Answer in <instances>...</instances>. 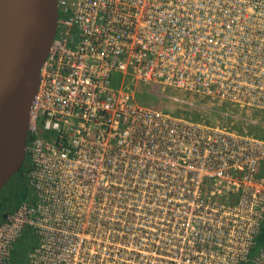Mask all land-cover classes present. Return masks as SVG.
<instances>
[{
	"label": "built area",
	"instance_id": "1",
	"mask_svg": "<svg viewBox=\"0 0 264 264\" xmlns=\"http://www.w3.org/2000/svg\"><path fill=\"white\" fill-rule=\"evenodd\" d=\"M57 8L29 115L30 196L0 221V264L26 228L24 264H264V246L250 257L264 137L141 106L131 89L264 115V0Z\"/></svg>",
	"mask_w": 264,
	"mask_h": 264
},
{
	"label": "water",
	"instance_id": "2",
	"mask_svg": "<svg viewBox=\"0 0 264 264\" xmlns=\"http://www.w3.org/2000/svg\"><path fill=\"white\" fill-rule=\"evenodd\" d=\"M57 19V0H0V189L24 164L30 109Z\"/></svg>",
	"mask_w": 264,
	"mask_h": 264
},
{
	"label": "rangeland",
	"instance_id": "3",
	"mask_svg": "<svg viewBox=\"0 0 264 264\" xmlns=\"http://www.w3.org/2000/svg\"><path fill=\"white\" fill-rule=\"evenodd\" d=\"M131 89L134 92L136 102L141 106L169 112L188 120L203 121L210 124L220 123L237 133L264 137L263 114L245 113L238 110L236 112L234 107L229 108L227 104L218 103L209 98L189 96L181 91L158 86L138 84L135 87L131 85ZM251 119L255 120L254 124L249 122ZM11 182L14 201L20 203L28 200L31 189L26 182V175L23 170H20ZM8 192L9 189L7 188L2 191L4 195H8Z\"/></svg>",
	"mask_w": 264,
	"mask_h": 264
},
{
	"label": "trees",
	"instance_id": "4",
	"mask_svg": "<svg viewBox=\"0 0 264 264\" xmlns=\"http://www.w3.org/2000/svg\"><path fill=\"white\" fill-rule=\"evenodd\" d=\"M22 170L24 173L26 172L25 167ZM15 176L16 175H14L13 177ZM13 177L10 179L11 181ZM8 187L9 185L7 187H4L3 190H5V188L8 189ZM36 244H37V240L32 230L26 228L22 233L21 237L17 239L13 244L12 250L10 252V264H24L27 258V254L36 246ZM263 246H264V222L262 224V228L259 234L257 235L254 241V245L250 251V257H254L259 251V249Z\"/></svg>",
	"mask_w": 264,
	"mask_h": 264
},
{
	"label": "flooded vegetation",
	"instance_id": "5",
	"mask_svg": "<svg viewBox=\"0 0 264 264\" xmlns=\"http://www.w3.org/2000/svg\"><path fill=\"white\" fill-rule=\"evenodd\" d=\"M24 167L25 166H22V168L20 170H22ZM8 185H9V187H8V189H9L8 195H4L2 193V190L4 189V187H7ZM4 187H2L0 189V220H2L3 217H5L10 212H12L17 207V205L19 204V202H17V201L15 202L14 201L15 199L12 198L13 192H12L11 180Z\"/></svg>",
	"mask_w": 264,
	"mask_h": 264
}]
</instances>
